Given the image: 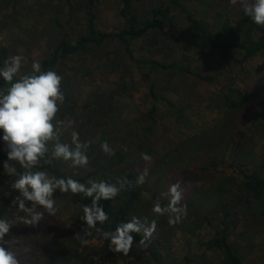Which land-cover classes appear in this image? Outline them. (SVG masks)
Listing matches in <instances>:
<instances>
[{"label":"trees","instance_id":"trees-1","mask_svg":"<svg viewBox=\"0 0 264 264\" xmlns=\"http://www.w3.org/2000/svg\"><path fill=\"white\" fill-rule=\"evenodd\" d=\"M63 2L68 9L66 24L74 33L77 27L80 30L77 35L64 34L55 42L48 57L39 61L41 70H53L60 76H66L68 71L63 70V65L67 61L77 57L80 60L89 59L101 52L97 70L101 74L114 75L119 71L118 61L126 58L136 63L143 80L148 83L152 106L132 122L123 117L126 108L123 99L132 87L126 73L120 77L115 89L93 85L82 102L61 84L65 99L57 119L77 121L75 132L80 142L89 143L86 151L89 163L86 167L72 168L62 160H53L51 164L41 160L33 171H47L57 178L72 177L85 184L89 179L116 183L117 178L125 176L133 181L132 187L126 186L114 199L100 201L109 220L103 225L98 223L97 227L114 230L117 223L126 222L132 216L147 218L149 222L155 219L157 227L135 262L126 263L124 260L127 258L124 257L121 264H210L211 258L217 259L218 264H245L247 256L243 253L256 245L254 238L264 236V73L260 74L257 93L240 90L235 84L225 86L217 97L216 107L210 108L217 113L211 122L200 125L195 133L181 138L174 145L165 144L163 147L157 143L161 126L158 103H166L169 116L185 125L189 123V106L175 103L161 92L159 75H165L166 81L178 79L185 87L193 78L212 84L216 77L192 70L186 61L189 55L194 50H201L205 62L219 58L243 66L246 61L264 54V27L256 25L244 13L235 24L198 18L186 7L185 0H158L150 3L149 9L144 12H140L137 6L145 0H120L122 28L106 31L98 22L96 0ZM10 5L9 0H0V14H8ZM177 12L185 16L186 27L179 25ZM168 38L176 40V46L184 48L183 61L186 62L178 64L154 58L156 49ZM140 40L141 48L148 52V57L138 58L135 55L136 43ZM110 46L115 49L112 59L108 53ZM14 55L18 54L10 46L1 44L0 67ZM31 71L32 66L23 64L14 80ZM191 85L190 88L195 89L194 81ZM8 86L0 78V89ZM135 90L132 87L130 91ZM254 102L256 108L252 106ZM247 112L254 113L248 115ZM241 122H244L243 128L240 127ZM60 140L67 143L63 133ZM103 142L114 150V155L102 151ZM142 154L152 159L144 161ZM203 155L210 156L208 165L203 168L204 174L189 176L201 184L183 203L187 206V215L175 225H170L168 215H156L152 207L157 200L162 205L168 204L169 200L161 194L167 190L172 172L187 169ZM5 162L19 172L24 171L18 162L8 161L7 151L0 143V178H3L0 179V218L10 221L16 214L12 212V201L19 192L11 187L16 177L5 172ZM141 164H147L148 175L145 183L136 185L137 176L144 170H139ZM63 194L67 202L75 207L72 216L75 232L83 236L87 228L81 219L83 206L90 205L91 198L71 192ZM205 230L213 235L205 241L196 242L197 249L203 250L201 254L190 249L180 261L173 256L175 240L186 237L191 247V237L200 238ZM89 231L92 235L85 237L89 243L84 246L75 238L76 233L65 234L47 229L40 235L45 233L44 239L39 242L45 244L48 239L56 240L58 246L54 252L20 264H117V253L110 250L109 241L104 240L95 229ZM13 233L17 231L13 230ZM133 235L134 243L140 245L142 236ZM243 240L246 245L242 244ZM95 241L96 245L93 244Z\"/></svg>","mask_w":264,"mask_h":264},{"label":"rangeland","instance_id":"rangeland-1","mask_svg":"<svg viewBox=\"0 0 264 264\" xmlns=\"http://www.w3.org/2000/svg\"><path fill=\"white\" fill-rule=\"evenodd\" d=\"M11 5L8 14H0V45L10 46L13 52L23 57L22 65L32 66L34 61H41L48 57L53 45L64 34L77 35L80 27H77V32L74 33L66 24V13L68 9L63 0H9ZM158 0H145L137 6L140 12L147 11L150 3H155ZM186 7L194 13L198 18H204L209 21H229L235 24L241 18L243 12L229 3V0H185ZM98 11L99 25L106 31L119 30L122 28V21L119 16L120 0H96ZM15 11V12H14ZM177 18L181 27H186L187 22L185 16L177 12ZM57 17H59L57 19ZM59 21L60 23H58ZM183 37V35H181ZM75 38V36H74ZM142 40L136 43L135 55L138 58L143 56L148 57V52L141 48ZM178 42L171 38L162 41L161 46L156 49L153 56L161 61L173 62L180 64L188 61L192 70H198L203 75H213L216 77L214 83H206L204 81L189 80L185 87L179 83L178 79L166 81L163 74L159 75L160 90L171 101L182 104H188L187 115L189 119L188 125L180 124L175 117H170L166 103H158L160 113L159 139L157 143L160 147L174 145L181 138L193 134L197 128L217 116V113L212 112L211 107H216L217 97L222 94L223 88L228 84H235L240 90H249L257 93L260 74L264 73V54L248 60L243 66L235 62L222 61L219 58L215 60H203L201 50H194L189 55V60L183 61L184 48L176 46ZM114 47L108 49L109 58H113L115 54ZM101 52L89 59L80 60L78 57L70 59L63 65V70H67L66 76H61V84L65 89L77 97L81 102L86 98V92L93 88V85L102 86L103 89H115L120 77L126 73L127 80L135 87V91H128L127 96L123 99L126 108L124 109L123 117L132 122L138 117L143 116L152 106V99L149 98L148 83L143 80L136 63L132 60L120 59L118 61L117 74H101L97 70V65L100 63ZM22 68V66H21ZM193 81L196 83L195 89H191ZM227 88V87H226ZM253 108H256V102L253 103ZM211 108V109H210ZM254 113V112H252ZM252 113L247 112L248 115ZM61 125L65 142L70 144L71 134L76 131V120L67 119ZM240 127H244V122L240 123ZM3 131L0 130V143L7 151V145L2 139ZM162 149V148H161ZM210 156L203 155L194 160L192 166L184 170H175L170 175L169 185L161 196L168 199L167 193L169 186L172 183L181 181L183 188V199L181 204L191 195L195 187L201 183L191 180L189 176L203 175V168L208 165ZM70 165V162H68ZM147 164H141L140 169H145ZM64 171L67 168H63ZM50 175V173H48ZM0 179H3L2 177ZM56 200V214L49 216L46 210L38 208V211L44 212V219L35 227L19 224L16 220L17 216H23L25 213L18 210V205H14L12 209L15 216L10 220L14 225L10 232L6 235L5 240L9 241L11 250L16 254L20 263L32 262L44 254H51L58 246V242L53 239L45 244L40 243L44 239L47 229L58 233L75 234V226L73 225L72 216L75 212V207L67 202L65 195L57 190L54 193ZM26 206L31 207V202H26ZM17 231V233H13ZM239 230H242L240 228ZM44 235L40 237V235ZM24 233V234H23ZM32 235V236H30ZM209 230L203 231L201 237H191L192 245L189 247L186 237H180L174 241V257L182 260L190 249L197 251L199 254L202 249H197L196 242L198 240L205 241L212 237ZM29 236V237H28ZM256 245L253 249H249L247 253H243L246 257L245 264H262L264 262V236L254 238ZM243 245L246 242L241 241ZM18 244V246H16ZM93 244H97L95 241ZM145 247L133 243L132 250L128 256L122 253H117V264H121L124 257L126 263H134L136 256L141 254ZM210 254V253H209ZM210 264H218V260L211 258Z\"/></svg>","mask_w":264,"mask_h":264},{"label":"clouds","instance_id":"clouds-1","mask_svg":"<svg viewBox=\"0 0 264 264\" xmlns=\"http://www.w3.org/2000/svg\"><path fill=\"white\" fill-rule=\"evenodd\" d=\"M229 3L238 7L256 25L264 27V0H229ZM22 60V56L14 55L6 59L4 66L0 67V78L9 85L0 89L2 139L7 145L8 161L18 162L24 169L19 172L9 162L3 165L9 176L16 177L11 187L17 190L19 195L12 203L18 205V210L25 213L23 216H17L16 220L19 224L35 227L45 218L44 212L38 211V208L46 210L49 216H55L54 193L57 190L60 193L83 194L91 198V204L83 206L81 219L87 225L84 235H75L81 245H88L89 240L85 237L92 235L90 229H95L104 240L109 241L110 250L114 253L128 256L135 240L133 234L141 235L139 243L147 247V242L156 231L155 219L149 222L147 218L132 216L126 222L117 223L114 230L106 231L97 227L98 223L103 225L109 220V215L100 201L112 200L126 186H133V181L126 176L117 178L116 183L89 179L85 184L72 177L57 178L49 175L47 171H33L41 160L47 164H51L53 160H62L70 162L72 168L86 167L89 163L86 154L89 143L80 142L76 132L71 134V144L61 142V125L64 122L57 119V114L65 99L61 90L62 77L53 70L42 71L41 64L34 61L31 73L14 80L21 69ZM101 149L108 155H114V150L107 142L101 144ZM142 159L150 161L152 158L142 154ZM147 175L148 171L144 169L137 176L135 184L145 183ZM181 184V181H177L169 186L165 193L169 200L167 205H162L157 200L152 207V212L156 215L167 214L170 225H175L187 215V206L181 204ZM26 201L31 202V207L26 206ZM13 225L8 219L0 218V264H20L10 246L6 247L9 241L5 240V237Z\"/></svg>","mask_w":264,"mask_h":264}]
</instances>
